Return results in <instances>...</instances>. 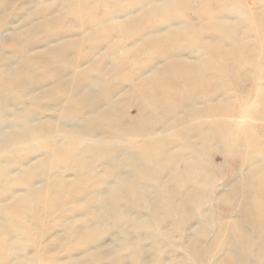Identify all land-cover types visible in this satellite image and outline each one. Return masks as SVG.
Listing matches in <instances>:
<instances>
[{
    "label": "bare ground",
    "instance_id": "obj_1",
    "mask_svg": "<svg viewBox=\"0 0 264 264\" xmlns=\"http://www.w3.org/2000/svg\"><path fill=\"white\" fill-rule=\"evenodd\" d=\"M227 63L264 80V0H0V95L18 106L0 114V188L17 228L39 251L78 245L76 261L163 264L158 240L185 236L196 264H264V134L247 122L264 118V85L235 116L201 87ZM219 156L250 193L221 202L230 217L190 207ZM53 215L73 222L51 239Z\"/></svg>",
    "mask_w": 264,
    "mask_h": 264
},
{
    "label": "rangeland",
    "instance_id": "obj_2",
    "mask_svg": "<svg viewBox=\"0 0 264 264\" xmlns=\"http://www.w3.org/2000/svg\"><path fill=\"white\" fill-rule=\"evenodd\" d=\"M21 15H24L23 12H19ZM183 19L190 20L191 16L189 12L185 11L180 14ZM185 17V18H184ZM18 27L25 26L26 22L22 18L18 17L17 20ZM19 22H22L19 24ZM192 22V21H191ZM4 43L9 44V38L8 33L4 32L3 35ZM6 44H4L6 46ZM7 52V51H6ZM9 53V52H7ZM187 55V54H186ZM227 68V69H226ZM226 68H223L224 71H228L230 75L227 73V77H214L209 76L207 77L206 81L202 82V89L207 94H216L218 96L225 95L227 96V99H232L234 103V110L232 114L235 116H238L239 111H241V106L248 103L253 102L254 100V93L256 90L257 85H264V80L258 81L253 83V81L246 77V75L251 72L250 67H237L230 64H226ZM264 69V68H263ZM253 85H256L255 88H252ZM264 90V88H263ZM253 92V93H251ZM264 92V91H263ZM223 98H226V97ZM14 99V96L4 94L0 95V105L4 104V108L0 109V114L4 113L6 116L11 120L15 116V111L18 109V106L13 105L10 103ZM234 99H237L239 103H236ZM226 103V101H225ZM254 105V104H253ZM260 103L254 105L250 108H258L260 107ZM249 108V109H250ZM20 112L18 113L19 119H25L28 115L27 111H22L21 108H19ZM33 111V108L30 110ZM253 118L251 122L252 131H258L262 134H264V118L258 119L257 117L251 116ZM49 117L43 116V115H37L35 116V120L33 121V124H40L44 121H46ZM257 120V121H256ZM263 120V121H262ZM260 123V124H259ZM256 125V126H255ZM235 127V126H234ZM256 129V130H255ZM258 129V130H257ZM262 146H264L263 140L261 141ZM39 146L38 144H33L30 146L28 144L24 147V149H30L32 147ZM261 146V147H262ZM264 149V148H263ZM232 151V150H231ZM230 151V152H231ZM34 161H37V158H34ZM216 165H220L222 170L219 171V169L215 168L213 169V175L205 178L206 181V188L200 189L201 196L198 198L199 202L205 201L206 205L199 204L197 205H190V207H196L194 210L198 212V214H204L206 215H212L213 212H219L222 216L230 217L233 214V209H229L232 207L231 205H225L221 202L230 200L229 198L232 197V200H241V196L245 193H249V190L247 187H242L240 184V178L236 177L235 175H239L238 173L234 174V171H238L237 169H234L230 165V163L227 165V163H223V159L219 156L215 158ZM229 166L232 167L229 168ZM181 168H184L182 165ZM239 172V171H238ZM54 175V174H53ZM59 178L60 176H52ZM71 177V175H70ZM201 180V179H199ZM21 187V186H20ZM187 188L191 189L189 186ZM161 190V189H160ZM250 194V193H249ZM170 198L174 199V196L169 195ZM244 196V195H243ZM4 197V190L0 188V264H55L56 262L59 264H105L106 259L105 258H91L89 256H86L85 253L82 252V254H77L76 260H71L67 257L68 250L75 249L78 247V245H67L63 244L62 246L58 242H54L50 245H47L48 241L46 242L47 250L46 251H39V247L41 244L38 242V235L36 233H33L31 236H27L25 231L26 230H19L17 227L19 225L18 220L16 219L14 212H12L11 209H9L8 205H6V201H4L2 198ZM52 195L50 196V198ZM177 197V196H175ZM49 198V199H50ZM235 207V206H233ZM230 210V211H229ZM229 211V212H228ZM73 207L69 206L66 209V214L69 216H73ZM217 213L215 215L217 216ZM214 215V218L216 217ZM30 223L31 220H28ZM73 219H67L66 221L62 222L60 221L59 216L53 215L48 216L47 219L42 220V223L44 225L49 226V230L52 232L51 239L54 238L57 233H62L63 226L59 224H66L70 225L72 224ZM197 224L201 221H193ZM33 225L39 230L41 229L42 225L40 223L32 221ZM212 227L219 228L216 223L208 222ZM195 224V223H190ZM197 226V225H195ZM202 225H199V227ZM205 227V226H204ZM204 227L198 228L203 229ZM214 236L209 239L205 240L203 244L207 246L209 243L214 241ZM66 238L61 240H65ZM74 241V238L71 239ZM187 241H189L188 238L185 236H174L171 240L170 239H164L160 238L158 240V243L161 244L160 246V252L163 256V264H196L193 261H190L186 257H190V253H188L185 249L187 246ZM109 241H107L108 243ZM152 242L149 240L145 241V245L148 246ZM126 264H132L131 260L128 259V262Z\"/></svg>",
    "mask_w": 264,
    "mask_h": 264
}]
</instances>
